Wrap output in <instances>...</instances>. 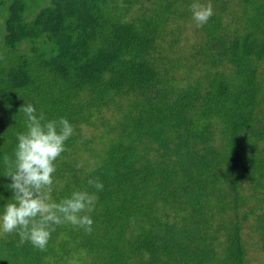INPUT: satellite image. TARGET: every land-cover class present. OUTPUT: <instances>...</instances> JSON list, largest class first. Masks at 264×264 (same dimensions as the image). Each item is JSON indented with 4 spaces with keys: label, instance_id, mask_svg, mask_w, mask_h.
<instances>
[{
    "label": "trees",
    "instance_id": "trees-1",
    "mask_svg": "<svg viewBox=\"0 0 264 264\" xmlns=\"http://www.w3.org/2000/svg\"><path fill=\"white\" fill-rule=\"evenodd\" d=\"M191 2L0 0V156L31 102L73 127L51 198L96 195L90 230L2 233L0 264H264V0Z\"/></svg>",
    "mask_w": 264,
    "mask_h": 264
},
{
    "label": "clouds",
    "instance_id": "clouds-1",
    "mask_svg": "<svg viewBox=\"0 0 264 264\" xmlns=\"http://www.w3.org/2000/svg\"><path fill=\"white\" fill-rule=\"evenodd\" d=\"M191 17L197 26L212 14L210 4L192 0ZM23 113V129L15 133L11 157L0 156L7 182L0 187L10 190L5 199L0 195V234L15 231L19 242L27 240L33 247L43 250L55 225L69 223L90 230L96 195L94 192L72 190L58 200L51 198L54 161L65 150L64 141L73 133V127L63 116L45 119L31 102L19 106ZM87 183L96 190L103 187L95 177Z\"/></svg>",
    "mask_w": 264,
    "mask_h": 264
},
{
    "label": "rangeland",
    "instance_id": "rangeland-1",
    "mask_svg": "<svg viewBox=\"0 0 264 264\" xmlns=\"http://www.w3.org/2000/svg\"><path fill=\"white\" fill-rule=\"evenodd\" d=\"M251 257H253V259H252V264H261V263L259 262V260H260V258H262V257H260L257 253H252V254H251Z\"/></svg>",
    "mask_w": 264,
    "mask_h": 264
}]
</instances>
